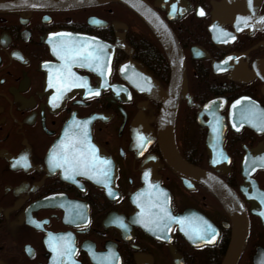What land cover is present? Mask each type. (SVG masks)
<instances>
[{
  "label": "flooded vegetation",
  "instance_id": "1",
  "mask_svg": "<svg viewBox=\"0 0 264 264\" xmlns=\"http://www.w3.org/2000/svg\"><path fill=\"white\" fill-rule=\"evenodd\" d=\"M146 1L180 51L178 153L236 194L246 221L236 264H264V26L217 27L222 0ZM257 15L264 19V0ZM61 44L100 59L62 60ZM61 72L69 86L54 100L49 82ZM171 83L163 45L124 2L0 0V264L223 263L232 216L160 147L158 94ZM78 121L85 140L64 137ZM145 184L166 191L176 215L155 234L136 215L133 196Z\"/></svg>",
  "mask_w": 264,
  "mask_h": 264
},
{
  "label": "water",
  "instance_id": "2",
  "mask_svg": "<svg viewBox=\"0 0 264 264\" xmlns=\"http://www.w3.org/2000/svg\"><path fill=\"white\" fill-rule=\"evenodd\" d=\"M106 1H115V0H31L32 5L39 6L43 3H49L53 6H72V5H83V4H95ZM124 2L132 10H134L142 20L150 27V29L156 34L157 38L160 40L163 45L168 60L172 69V83L167 93L158 94L157 90H150L152 95L158 94L159 98L163 99V106L160 111L159 116V127H158V138L160 142V147L166 159L170 164L177 170L188 172L194 174L195 176L201 178L210 190L216 194V196L221 200L229 214L232 216L234 222L233 229V240L229 247V250L224 258L223 264H236L240 251L242 249L244 236L246 232V221L243 215V211L240 205V202L235 195V193L220 179L213 177L212 175L199 170L192 168L178 153L173 136V121L176 110V97L178 94V88L181 78V56L179 47L177 45L176 39L172 34L167 23L158 15V13L150 6L146 0H116ZM261 0H222L221 2L214 5L215 8V24L217 26L222 25L226 22L232 23L235 22L239 27L242 28H259L264 26V19L260 18L257 15V8ZM16 3H5L2 6H13ZM247 20L245 24L243 21ZM79 123L77 126L70 124L66 127L64 131V137H67L71 134H76L78 136H83L87 134L83 130L84 122ZM76 127V130L74 129ZM87 150L88 147L85 146L83 150ZM148 165L145 161L142 165V169H145L147 176L150 177L151 181H155L153 174V163ZM107 173V171H106ZM107 182V181H106ZM149 185V184H148ZM161 189V188H160ZM144 190H151L144 187ZM163 196L159 195L157 192L156 195L150 194L148 197L140 198V201H143L139 206L144 211V207L148 205L150 201V209L148 211V216L144 219L145 223H150L148 231L154 234L158 229H160L158 224L168 223L169 215H171V208L169 203V194L166 191H163ZM166 196L167 203L166 205L162 204V199ZM140 196V195H139ZM142 197V195H141ZM152 201H151V200ZM137 206V205H136ZM138 207V206H137ZM139 208V209H140ZM158 225V226H157ZM154 226V227H153ZM148 227V225H146ZM158 228V229H157Z\"/></svg>",
  "mask_w": 264,
  "mask_h": 264
},
{
  "label": "snow or ice",
  "instance_id": "3",
  "mask_svg": "<svg viewBox=\"0 0 264 264\" xmlns=\"http://www.w3.org/2000/svg\"><path fill=\"white\" fill-rule=\"evenodd\" d=\"M173 7H175V6H173ZM201 14H203V13H201ZM243 22L246 24L247 20L245 19ZM59 47H60V51L57 52V55L62 60L70 61L73 56H81V57H83L86 60H93V61H98L100 59L99 56L93 55L92 52H87L86 50H84V51L79 50V49L73 50V49H70L65 44H61ZM54 51H55V49H54ZM64 67L68 68V64H65ZM68 75H73V74L70 73V70L68 72ZM67 86H69V85H67L66 77H65L64 73H62V72L58 73L55 83H53L52 80L50 79L49 87H55L56 90H57V93L59 94L56 97H54V100H58V99L61 98V96L63 95V90ZM70 86H78V85H77L76 81L73 80ZM65 147H67V146H65ZM103 163H108V162L104 161ZM106 175H107V173H105V176ZM207 227H208V229H211V225H208ZM201 238H203V237H201Z\"/></svg>",
  "mask_w": 264,
  "mask_h": 264
},
{
  "label": "bare ground",
  "instance_id": "4",
  "mask_svg": "<svg viewBox=\"0 0 264 264\" xmlns=\"http://www.w3.org/2000/svg\"><path fill=\"white\" fill-rule=\"evenodd\" d=\"M229 250V249H228ZM223 264V263H222Z\"/></svg>",
  "mask_w": 264,
  "mask_h": 264
}]
</instances>
